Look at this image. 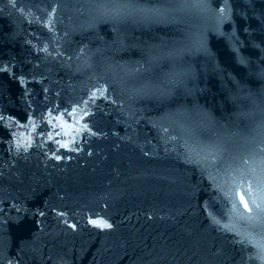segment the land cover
<instances>
[{"label":"water","instance_id":"water-1","mask_svg":"<svg viewBox=\"0 0 264 264\" xmlns=\"http://www.w3.org/2000/svg\"><path fill=\"white\" fill-rule=\"evenodd\" d=\"M0 264H264V0H0Z\"/></svg>","mask_w":264,"mask_h":264},{"label":"snow or ice","instance_id":"snow-or-ice-1","mask_svg":"<svg viewBox=\"0 0 264 264\" xmlns=\"http://www.w3.org/2000/svg\"><path fill=\"white\" fill-rule=\"evenodd\" d=\"M242 202H243V201H242ZM244 206H245V209L247 210V204H246V203L244 204Z\"/></svg>","mask_w":264,"mask_h":264}]
</instances>
